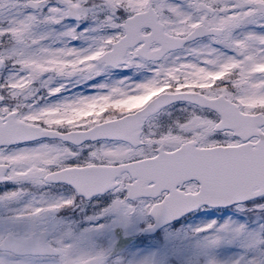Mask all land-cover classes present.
<instances>
[{"label": "snow or ice", "instance_id": "6c2138e0", "mask_svg": "<svg viewBox=\"0 0 264 264\" xmlns=\"http://www.w3.org/2000/svg\"><path fill=\"white\" fill-rule=\"evenodd\" d=\"M248 25L264 28V0H0V69H18L0 83V184L17 185L0 264H264V223L199 224L264 221V31ZM117 69L151 75L27 103L45 74Z\"/></svg>", "mask_w": 264, "mask_h": 264}, {"label": "rangeland", "instance_id": "374dc122", "mask_svg": "<svg viewBox=\"0 0 264 264\" xmlns=\"http://www.w3.org/2000/svg\"><path fill=\"white\" fill-rule=\"evenodd\" d=\"M67 27H70V25L68 26L65 23V24L62 25V27L60 29H56L55 31L60 32V31L65 30ZM84 27L85 26L82 25L81 31L83 30ZM245 30H252L251 25L246 26ZM258 32H260V31H258ZM48 43H50L51 46L60 47L59 45L57 46V44H55L54 42L49 41ZM208 43H210V42H202V44H208ZM74 46L75 47H84L86 45L82 41H77V43L74 44ZM106 74L107 73L96 77L92 81H89L87 90H83V91H82L81 87H80L81 90L80 89H76L75 88V84L77 86H79L80 84L86 85L87 81H81V80H78V79H75V78H73L71 80H68V82H70V85H68V86L65 85V82H67L66 80H64L62 78H54V77H52V74H45L43 77H41L42 78L41 81L44 82L45 87L47 89L58 87L57 86L58 84L56 83V81H61V82H59V86L62 85V84L65 85L64 91H62L61 93H59L57 95H53V97H57V98L50 99L51 102L49 103V105H51V104L60 103L62 101H65V100H68V99H72V98L78 97V96L94 95V94H96L97 92L100 91V89L98 87H96V85H99V84H112V83H115L118 80H121V79L125 78L122 75H115V76H113V80L110 83H107V82H105ZM69 88H71V89H69ZM224 214H226L228 217H230V216H235L237 214L239 215L241 213L238 210L234 209V210H232L230 212H225ZM227 216L219 217L218 221L220 223H223L224 221L229 220V218ZM251 217L252 216H249V218H251ZM215 218H216L215 216H209V217H207L206 220L200 221L199 224H203V223H205L207 221L215 220ZM240 222H245V221L242 219V221H240ZM255 223L256 224L261 223V220H260V218L258 216H257V219H256ZM231 246L232 245H227V246L221 247L219 249L218 254H219L220 259L227 260L231 256H233L231 253H228V250L225 251V248H228V247H231Z\"/></svg>", "mask_w": 264, "mask_h": 264}, {"label": "flooded vegetation", "instance_id": "af4514ba", "mask_svg": "<svg viewBox=\"0 0 264 264\" xmlns=\"http://www.w3.org/2000/svg\"><path fill=\"white\" fill-rule=\"evenodd\" d=\"M41 142H55V141L48 140L47 138H45L44 140L32 141V142H28L27 144H21V145H18V146H10V147H12V148H16V147H32V146H36L38 143H41ZM16 187H17V185L12 184V183L0 184V194H2L4 192H7V191H10V190H14ZM51 190L53 192H57V193L60 192V189L55 188V187H53ZM33 191H36V189H33ZM88 214L89 215L92 214V210L91 209L89 210ZM74 218L79 219L78 216L74 217ZM87 223L88 222L85 221L84 224H82V226H87Z\"/></svg>", "mask_w": 264, "mask_h": 264}]
</instances>
